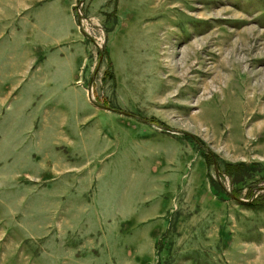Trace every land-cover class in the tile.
I'll return each instance as SVG.
<instances>
[{"label": "rangeland", "instance_id": "obj_1", "mask_svg": "<svg viewBox=\"0 0 264 264\" xmlns=\"http://www.w3.org/2000/svg\"><path fill=\"white\" fill-rule=\"evenodd\" d=\"M12 4L0 264H264V0H77L72 82L19 63Z\"/></svg>", "mask_w": 264, "mask_h": 264}, {"label": "crops", "instance_id": "obj_2", "mask_svg": "<svg viewBox=\"0 0 264 264\" xmlns=\"http://www.w3.org/2000/svg\"><path fill=\"white\" fill-rule=\"evenodd\" d=\"M76 1L13 0L12 6L16 14L26 17L25 27L23 31L21 30L22 38H33L32 32L37 30L36 37L46 40L31 54L27 47L22 46L20 64L32 69L36 67L56 70L61 79L72 82L88 56L86 38L74 30L76 24L73 6ZM25 46H27L26 41ZM85 92L87 93V90Z\"/></svg>", "mask_w": 264, "mask_h": 264}, {"label": "bare ground", "instance_id": "obj_3", "mask_svg": "<svg viewBox=\"0 0 264 264\" xmlns=\"http://www.w3.org/2000/svg\"><path fill=\"white\" fill-rule=\"evenodd\" d=\"M243 20V19H242ZM261 35V34H260ZM254 41V40H253ZM240 42V41H239ZM237 43V42H236ZM254 45V44H253ZM245 46V45H244ZM247 46V45H246ZM232 47V46H231ZM243 48V47H242ZM229 53V52H228ZM245 54V53H244ZM252 54V53H251ZM240 55V54H239ZM249 55V54H248ZM260 56V55H259ZM236 57V56H235ZM227 58V57H226ZM232 58V57H231ZM253 58V57H251ZM227 60V59H226ZM236 60V58H235ZM251 60V59H250ZM257 60V59H256ZM242 61V59H241ZM252 61V60H251ZM253 62V61H252ZM261 62V61H259ZM241 63V62H240ZM243 69V68H241ZM263 69V68H262ZM244 70V69H243ZM247 71V70H245ZM249 72V71H248ZM254 73V71H253ZM256 73V72H255ZM260 73V72H259ZM252 74V72L250 73ZM261 74V73H260ZM264 74V73H263ZM252 76V75H251ZM253 77V76H252ZM258 77V75L256 76V78ZM260 78V77H259ZM255 81V80H254ZM253 83V82H252ZM252 85V84H251ZM252 92H254L256 94V96L258 95L261 99H264V77H262L260 80H257L254 82L253 87H252Z\"/></svg>", "mask_w": 264, "mask_h": 264}, {"label": "water", "instance_id": "obj_4", "mask_svg": "<svg viewBox=\"0 0 264 264\" xmlns=\"http://www.w3.org/2000/svg\"><path fill=\"white\" fill-rule=\"evenodd\" d=\"M93 104H94V102H92ZM94 105H96L97 107H99V108H103V109H108V110H110V108L109 107H106V106H102V105H97V104H94ZM167 131L169 130V131H172L173 132V130H170V129H166Z\"/></svg>", "mask_w": 264, "mask_h": 264}]
</instances>
